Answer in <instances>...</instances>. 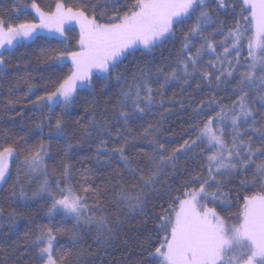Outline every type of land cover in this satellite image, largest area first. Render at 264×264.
Returning a JSON list of instances; mask_svg holds the SVG:
<instances>
[{"label": "snow or ice", "instance_id": "obj_1", "mask_svg": "<svg viewBox=\"0 0 264 264\" xmlns=\"http://www.w3.org/2000/svg\"><path fill=\"white\" fill-rule=\"evenodd\" d=\"M21 7L0 13L3 108L39 117L0 129V229L29 222L0 264H264V0Z\"/></svg>", "mask_w": 264, "mask_h": 264}, {"label": "trees", "instance_id": "obj_2", "mask_svg": "<svg viewBox=\"0 0 264 264\" xmlns=\"http://www.w3.org/2000/svg\"><path fill=\"white\" fill-rule=\"evenodd\" d=\"M17 3L21 5V18H23L24 13H30V9H26L23 7V5H26L30 3V0H0V13H6L7 16L15 19L16 13L12 12V4ZM38 2L41 4L42 7L47 8L48 6L52 5L54 6L55 0H38ZM171 47V46H169ZM34 52H30V55H34ZM174 54V52H173ZM165 55H168L167 50H165ZM12 77H14L17 74V71L15 67L9 68L7 70ZM48 71L47 66L44 64L34 65L33 66V75L36 76L37 82L42 83L43 81L40 80V77L42 75H45ZM12 82L11 77L9 78V81L3 82V87H0V129H20L21 127H24L25 129L27 126L32 122L33 119H36L39 117V112L34 109L30 105H17L15 108L5 111L3 108V104L5 102V97L7 95V89H8V83ZM172 91H178V89H170L169 95H171ZM104 99H107L105 97ZM181 97H177L176 103L171 105L172 111L170 114H166L165 122L162 125V136L165 141H178L180 139L181 134V126L184 128H187V119H188V113L183 112L179 109V101ZM101 108H103V104H101ZM16 112H22V116H16L15 121H10V117L15 115ZM82 114V110H81ZM159 117V111H155L153 113H149L144 121L142 123L147 124L150 121L158 120ZM141 123V122H137ZM45 132H47V129H45ZM146 146V145H141ZM94 151V145L93 146H85L81 149L77 150V158L82 160L83 163H85L88 166L91 167H99L97 162L95 160H89L87 159L92 155ZM39 206L33 205V210L35 211ZM136 222L134 221L131 227H134ZM5 229H0V247H7L9 244H12L13 242L17 240H21L24 236L25 231L29 228V222L25 219H21L17 222L15 228L11 232H8L7 235L4 234L6 231ZM136 233L132 231H128V237H129V247L134 248L135 247V237ZM64 239H67L66 237ZM142 239V237H141ZM16 256V253H13L12 256L9 257V260L11 261ZM101 257H103L106 261L111 260V256H104L103 253H101ZM3 258V253H0V259Z\"/></svg>", "mask_w": 264, "mask_h": 264}]
</instances>
